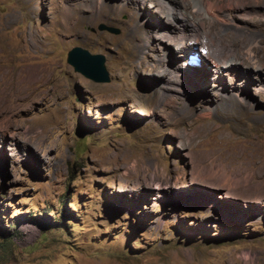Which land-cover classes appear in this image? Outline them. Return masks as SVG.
Here are the masks:
<instances>
[{"label": "rangeland", "instance_id": "rangeland-1", "mask_svg": "<svg viewBox=\"0 0 264 264\" xmlns=\"http://www.w3.org/2000/svg\"><path fill=\"white\" fill-rule=\"evenodd\" d=\"M153 1L0 0V264H264V69L221 84L186 51L207 74L168 89ZM211 4L264 63V0ZM76 47L109 82L75 72Z\"/></svg>", "mask_w": 264, "mask_h": 264}, {"label": "bare ground", "instance_id": "bare-ground-1", "mask_svg": "<svg viewBox=\"0 0 264 264\" xmlns=\"http://www.w3.org/2000/svg\"><path fill=\"white\" fill-rule=\"evenodd\" d=\"M191 1L192 8H190V6L180 4L179 0L153 1L159 6V12L161 11V13L171 24L168 29L169 32L167 33L169 41L166 43V45H164V47L166 46L167 52H170L171 54L173 53L174 49L175 53L174 55H172V58L170 57V63H167L164 57L156 64V67L161 68L163 66H166L167 63L166 68L160 71V75L167 78V88L170 90H183V84H186L187 81L189 83V80L187 78L188 75L186 73H194L196 71L197 76L200 77H202V75L204 74H207V63H205L206 66L204 67L202 66V63H200V68H196L197 70H193L188 66L189 59L186 56V51L189 52L195 50L200 54L199 56H201L204 62L209 59L213 60V65L216 67V74L213 79L221 84L229 83L236 84V86L243 84V81H239V77L237 74L238 72H236L238 65L243 61V58H246L248 62L253 63L254 67H256L255 69H258L257 71H254L253 78L254 80L258 79L260 76V72L264 69V63L259 62L258 60L259 51L256 50L255 45L257 43L254 40L250 39L247 45L243 40H239L238 42H235V40L232 41L233 38L230 37L231 33L229 34V32L231 30L227 26V20H225L221 16V12L223 11L221 6H213L211 4V0ZM190 9L192 10V14L189 13ZM80 11L81 9H78L77 12L75 11L74 13H71L73 14V16H76L77 24H81L87 19H91V16H79ZM109 12L110 11H108L107 7L100 6L96 11V15L97 17L110 16L111 12L110 14ZM64 13L65 16H72L67 10H65ZM111 15L115 17V14ZM215 21H218V25L215 23ZM186 26L191 27L192 31L187 30L185 28ZM217 27L219 29V32H217ZM188 32L190 33L191 37L185 35ZM163 35H165V33H163ZM239 45H242L244 47L243 51H241V54L240 52H238L240 51ZM226 66H228V68H226ZM228 89L230 90L231 88ZM228 89L222 87L220 88L221 91L223 90V92L226 93ZM238 97L244 99V96Z\"/></svg>", "mask_w": 264, "mask_h": 264}, {"label": "water", "instance_id": "water-1", "mask_svg": "<svg viewBox=\"0 0 264 264\" xmlns=\"http://www.w3.org/2000/svg\"><path fill=\"white\" fill-rule=\"evenodd\" d=\"M100 31H107L119 35L120 31L104 24L99 26ZM68 63L74 68L75 72L83 75L96 83L110 81L109 73L106 69V58L104 55H93L88 50L76 47L68 54Z\"/></svg>", "mask_w": 264, "mask_h": 264}, {"label": "clouds", "instance_id": "clouds-1", "mask_svg": "<svg viewBox=\"0 0 264 264\" xmlns=\"http://www.w3.org/2000/svg\"><path fill=\"white\" fill-rule=\"evenodd\" d=\"M191 55H195L197 58H198V60H200V58H199V56L197 55V54H190L189 56H188V59H189V63H188V66L189 67H193V66H191V64H190V56ZM201 61V60H200ZM201 63V62H200ZM200 67V66H199Z\"/></svg>", "mask_w": 264, "mask_h": 264}, {"label": "trees", "instance_id": "trees-1", "mask_svg": "<svg viewBox=\"0 0 264 264\" xmlns=\"http://www.w3.org/2000/svg\"><path fill=\"white\" fill-rule=\"evenodd\" d=\"M196 68L199 69L200 67H191L193 70H197Z\"/></svg>", "mask_w": 264, "mask_h": 264}]
</instances>
